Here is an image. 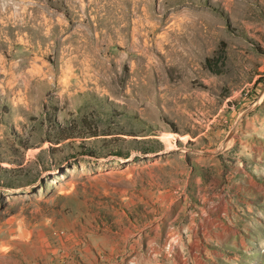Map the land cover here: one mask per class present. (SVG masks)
Here are the masks:
<instances>
[{"label":"rangeland","instance_id":"1","mask_svg":"<svg viewBox=\"0 0 264 264\" xmlns=\"http://www.w3.org/2000/svg\"><path fill=\"white\" fill-rule=\"evenodd\" d=\"M0 264H264V0H0Z\"/></svg>","mask_w":264,"mask_h":264}]
</instances>
